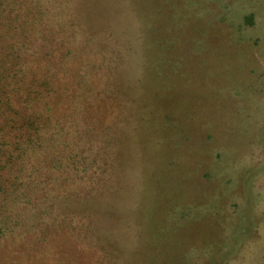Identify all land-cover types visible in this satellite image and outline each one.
I'll return each mask as SVG.
<instances>
[{
    "label": "rangeland",
    "instance_id": "1",
    "mask_svg": "<svg viewBox=\"0 0 264 264\" xmlns=\"http://www.w3.org/2000/svg\"><path fill=\"white\" fill-rule=\"evenodd\" d=\"M59 1L58 42L37 35L26 59L71 144L76 122L110 126L115 179L87 206L94 248L38 221L0 264H264V0Z\"/></svg>",
    "mask_w": 264,
    "mask_h": 264
},
{
    "label": "trees",
    "instance_id": "2",
    "mask_svg": "<svg viewBox=\"0 0 264 264\" xmlns=\"http://www.w3.org/2000/svg\"><path fill=\"white\" fill-rule=\"evenodd\" d=\"M31 1L28 5L23 0H0L1 36L9 33L12 40L21 42L0 41V51H8L6 59L0 60V241L24 238L39 221L38 227L44 229L66 226L75 235L68 239L74 237L91 249L94 247L87 240L93 238L91 226L97 212L87 206L102 198L101 191L111 190L115 179L111 128L106 127L101 139L93 138L91 128L79 132L75 130L79 122L73 124L75 111L68 119L83 139L70 143L67 120L54 115L60 107L51 101L54 84L48 78L50 73L39 78L31 74L26 59L38 43H31L37 35H54L52 41L58 42L67 15L61 14L59 0L51 5L50 0ZM32 79L42 84L37 86ZM60 91L55 89L56 97ZM74 200L85 209H73ZM58 242L53 243L55 251L63 248ZM43 243L35 244L48 257Z\"/></svg>",
    "mask_w": 264,
    "mask_h": 264
}]
</instances>
